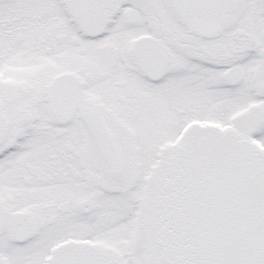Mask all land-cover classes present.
<instances>
[{"label":"snow or ice","instance_id":"obj_1","mask_svg":"<svg viewBox=\"0 0 264 264\" xmlns=\"http://www.w3.org/2000/svg\"><path fill=\"white\" fill-rule=\"evenodd\" d=\"M0 264H264V0H0Z\"/></svg>","mask_w":264,"mask_h":264}]
</instances>
